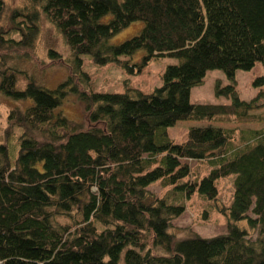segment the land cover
<instances>
[{"label":"trees","instance_id":"obj_1","mask_svg":"<svg viewBox=\"0 0 264 264\" xmlns=\"http://www.w3.org/2000/svg\"><path fill=\"white\" fill-rule=\"evenodd\" d=\"M6 1L0 93L25 104L10 109L0 141V264H264V127L209 124L263 122L264 112L249 113L264 107V91L244 101L232 85L216 83L215 94L231 104L189 101L208 70L233 79L256 62L264 69V0H23L12 9ZM42 18L69 47L67 59L52 48L47 63L34 59ZM135 21L136 34L110 42ZM81 55L131 75L154 59L179 62L149 92H99ZM56 66L67 74L53 88L24 70L50 82L45 74ZM73 93L82 121L60 110ZM177 121L208 124L175 143L166 129ZM228 178L232 201L223 205L218 183ZM155 182L169 197L152 193ZM195 194L211 206L204 222L209 210L225 217L223 233L177 238L179 201Z\"/></svg>","mask_w":264,"mask_h":264},{"label":"rangeland","instance_id":"obj_2","mask_svg":"<svg viewBox=\"0 0 264 264\" xmlns=\"http://www.w3.org/2000/svg\"><path fill=\"white\" fill-rule=\"evenodd\" d=\"M6 6L10 9L20 5L23 0H7ZM142 23L140 21L132 22L125 29L110 39L112 44L120 43L121 41L136 34ZM48 48L56 50L63 58L67 59L70 56L69 47L63 42L61 36L55 31V29L44 19H41L40 33L36 42L35 52L33 51L34 59L38 62L43 61L47 63L46 53ZM141 51L130 57L133 63H137L140 57ZM125 58V57H121ZM82 70L87 72L90 77V87L99 92H118L123 91L124 87H130L139 89L144 92H149L155 87L161 84V74L164 68L168 65H174L179 62L178 59L171 57H163L152 60L149 65L143 69L142 72H136L133 75L127 74L118 67L110 65L97 66L91 63L88 55H81ZM35 66V65H34ZM37 69V67H34ZM51 69V67H47ZM24 69V67H21ZM26 70L27 74H31L33 78L39 84L46 88H53L56 86L65 74L67 69L65 66L55 67L53 70L45 74L51 83L55 82V85L47 81H41L35 77L31 71ZM34 72H39L33 70ZM45 72V71H44ZM46 73V72H45ZM259 77H264V69L259 62H256L248 70H235L233 79H229L221 70H208L206 71L201 84L194 86L190 89L189 101L192 103H204L213 105H228L231 104V97L225 95L215 94V84L220 87L232 85L236 91L238 97L241 100L249 101L252 99L260 89L264 91V83L262 85L253 84L254 80ZM43 82H47L44 84ZM25 85L24 78H18L16 87L22 89ZM70 96L74 98H68V100L61 104L60 110L66 117L76 121H82L84 115L82 106L80 105L76 95L73 93ZM69 96V97H70ZM77 100V101H76ZM25 102H16L10 98H6L0 93V141L2 139V131L6 125V116L10 109L17 105L24 107ZM63 105V108H61ZM264 112V107L250 112L249 114H260ZM208 123L197 121H177L174 126L166 129L167 136L175 143H180L185 140L186 132L189 127L192 126H204ZM212 126L235 129V130H259L264 127V121L261 123H223V122H211ZM189 164L195 167L197 164L190 161ZM207 170H199L198 175L206 174ZM194 173L192 172L191 175ZM219 203L223 205H229L232 201V181L231 178L223 179L219 181ZM150 190L156 196H168L170 189H163L157 182L153 183ZM205 202V203H204ZM180 204L184 205V212L172 222V231L177 238L187 237L192 233L199 235L200 237H211L225 231V217L214 210H209L208 222H204V216L202 215L204 209L211 208L210 204H207L203 198L195 194L191 200H180ZM210 203L213 205L214 202ZM57 220V218H56ZM60 223H63L60 221ZM255 235L253 234V237Z\"/></svg>","mask_w":264,"mask_h":264}]
</instances>
